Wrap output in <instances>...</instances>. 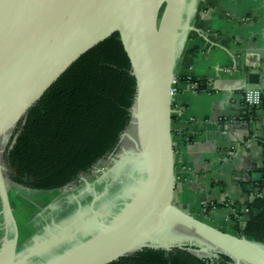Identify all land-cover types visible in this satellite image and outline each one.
Masks as SVG:
<instances>
[{"label": "water", "instance_id": "water-1", "mask_svg": "<svg viewBox=\"0 0 264 264\" xmlns=\"http://www.w3.org/2000/svg\"><path fill=\"white\" fill-rule=\"evenodd\" d=\"M198 3L0 0V160L2 146L44 93L82 55L114 33L128 56L136 83L122 153L84 179L92 185L107 172L129 164L130 171L141 176L134 196L109 218L103 215L105 211L97 210L107 207L95 210L91 205L90 217L73 234L45 242L69 240L65 248L33 264H110L144 248L186 249L206 258L221 253L232 264H264L263 243L219 229L173 201L172 87L177 79L175 65ZM253 52L262 61L261 72L245 74L249 84L260 85L263 96L264 50ZM0 179L3 184L1 171ZM4 191L0 264H28L35 247L20 257L16 247L18 234L22 239L29 226L27 223L18 233Z\"/></svg>", "mask_w": 264, "mask_h": 264}, {"label": "crops", "instance_id": "crops-1", "mask_svg": "<svg viewBox=\"0 0 264 264\" xmlns=\"http://www.w3.org/2000/svg\"><path fill=\"white\" fill-rule=\"evenodd\" d=\"M191 26L175 65L173 201L201 220L218 217L203 221L223 230L233 223L230 208L218 205L243 206L260 178L263 113L247 116L242 91L254 85L245 72H261L253 51L264 50V0H199Z\"/></svg>", "mask_w": 264, "mask_h": 264}, {"label": "trees", "instance_id": "trees-1", "mask_svg": "<svg viewBox=\"0 0 264 264\" xmlns=\"http://www.w3.org/2000/svg\"><path fill=\"white\" fill-rule=\"evenodd\" d=\"M205 88L203 81L181 78ZM135 78L117 33L82 55L44 93L18 123L7 143L6 166L14 181L36 191H49L78 181L82 174L109 159L120 148L121 136L132 119ZM263 113L260 103L248 108V117ZM173 117V116H172ZM260 146L257 188L242 202L247 210L243 224L236 215L233 233L264 244V137ZM232 209L236 205L220 204ZM225 254L199 257L186 249L144 248L110 264H232Z\"/></svg>", "mask_w": 264, "mask_h": 264}, {"label": "flooded vegetation", "instance_id": "flooded-vegetation-1", "mask_svg": "<svg viewBox=\"0 0 264 264\" xmlns=\"http://www.w3.org/2000/svg\"><path fill=\"white\" fill-rule=\"evenodd\" d=\"M8 142L9 140L2 146L4 167L0 165V171L2 172L1 169L4 168L6 179L12 187L13 193L22 195L21 193L24 192L27 193L28 196L46 195L50 193L56 194V196L52 198V202H49L44 207L38 209L34 215L35 217L28 221L29 228H27L24 237L21 239L18 234L20 239L18 238L16 247L17 257H20L27 252L31 247H35L33 251L34 256L28 261V264H33L36 260H40L41 262L45 261L50 256L63 250L69 240L55 241L50 245L45 244V242L53 238L60 239L62 234H71L79 224L83 223L88 217H90L91 212L89 207H91V205L95 210L97 207H107L102 210L97 209L102 212L105 211L106 213L104 212L103 214L105 217L117 212L121 207H124L134 196V191L139 186L141 180V176L137 173L131 172L130 166L127 164L122 169H117L116 167L112 171L107 172L103 177L96 179L92 185L85 183L86 181L83 176L86 174H82L78 181H74L64 187L49 191L32 190L12 179V173L6 166V157L4 155ZM121 146L113 156L108 158H118V155L122 153ZM94 168L95 166L92 171L89 172V175L94 172ZM78 182L79 184H77ZM3 190H5L4 192L7 196V189L0 179V205L2 209L4 206L2 196ZM70 223L71 225L69 226ZM6 229L7 227L4 224L5 235H7ZM73 238L75 239L76 236ZM41 243H44L45 245L37 246Z\"/></svg>", "mask_w": 264, "mask_h": 264}, {"label": "rangeland", "instance_id": "rangeland-1", "mask_svg": "<svg viewBox=\"0 0 264 264\" xmlns=\"http://www.w3.org/2000/svg\"><path fill=\"white\" fill-rule=\"evenodd\" d=\"M128 126H127V128H128ZM127 128H126V130H127ZM126 130L124 131L123 134H125ZM123 137H124V135L121 136V140ZM107 160L108 159L103 160L101 163H98L97 165H95L94 172H92V174L95 173ZM3 164L4 163H3V152H2L0 165L2 167H4ZM1 170H2L1 173H2L3 182H4V185L7 189V197H8L7 199H9L11 212L13 214L15 221H16L17 228L19 231L22 227H24L28 223V221L30 219L32 220L35 217L34 215L36 214L38 209H40L41 207H44L49 202H52V200H53L52 198H54L56 196V194L50 193V194H46V195H32V196H28V194L24 193V192L21 193L22 195H20L18 193L14 194L12 187L10 186V184L8 183V181L6 179L4 168ZM92 174H90V175H92ZM90 175L88 173V174L84 175L83 177H84V179H86ZM77 184H79V182ZM202 208L205 209L206 207H202ZM198 209H199V207H198ZM241 209L243 210V215H244V218L246 219L247 218V210L244 207H241ZM199 210H201V208ZM201 214H204V213L201 212ZM200 216L201 215H199V217ZM226 219L228 221H231L233 223V225L235 224V220L233 218V215L230 213V211H228ZM203 220H206V221L209 220L211 222H213V221L216 222V221H218V217H212L211 218L210 216H207V217H204ZM223 230L230 232V233L234 232L232 230L231 226H224ZM1 233H2V215L0 214V235H1Z\"/></svg>", "mask_w": 264, "mask_h": 264}, {"label": "built area", "instance_id": "built-area-1", "mask_svg": "<svg viewBox=\"0 0 264 264\" xmlns=\"http://www.w3.org/2000/svg\"><path fill=\"white\" fill-rule=\"evenodd\" d=\"M174 84L172 87V96L177 92V88L174 86ZM191 87L195 88V85L192 84ZM242 96L246 106L250 108L257 106L260 103L262 98V91L260 90V87L258 85H249L243 89ZM230 213L234 215V217L237 215L240 219L241 224L245 222L243 210L241 209V207L236 206L235 208H232L230 210Z\"/></svg>", "mask_w": 264, "mask_h": 264}]
</instances>
